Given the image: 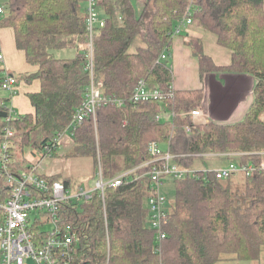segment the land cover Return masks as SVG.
Instances as JSON below:
<instances>
[{"label": "trees", "instance_id": "16d2710c", "mask_svg": "<svg viewBox=\"0 0 264 264\" xmlns=\"http://www.w3.org/2000/svg\"><path fill=\"white\" fill-rule=\"evenodd\" d=\"M100 5L105 22L93 37L95 76L103 82L104 95H115L124 103L99 106L95 121L84 119L71 135L70 155L90 157L93 178L98 163L110 178L150 160V141L166 144L182 167L201 165L195 155L199 153L264 150V0H101ZM187 10L230 51V64L217 67L194 43L201 73H243L255 80L253 101L238 122L193 124L189 116L179 115L200 105L201 90H173L163 101L129 100L139 79L163 91L171 86L172 68L159 55L169 50L170 34ZM85 16V0H7L0 27L13 29L16 47L37 67L21 77L40 82L39 91L28 94L34 113L18 114L11 122L5 121L9 98L0 88V147L4 128L10 126L14 134L8 170L13 174L29 168L27 150H40L65 131L84 99L89 82ZM66 48L75 49V55L53 53ZM170 112L175 115L158 118ZM148 169L141 167L136 173ZM46 178L71 188L69 177ZM235 179L237 185L232 183ZM173 184L174 199L160 241L148 223L149 175L108 187L105 211L98 192L87 200L62 203L60 226L71 227L75 237L56 264H216L259 258L264 251V172L225 181L211 174L206 180L174 178ZM9 190L0 166V202ZM37 192L38 197L47 196ZM37 225H32L35 232ZM37 232L47 235L45 230Z\"/></svg>", "mask_w": 264, "mask_h": 264}, {"label": "built area", "instance_id": "2783aa9c", "mask_svg": "<svg viewBox=\"0 0 264 264\" xmlns=\"http://www.w3.org/2000/svg\"><path fill=\"white\" fill-rule=\"evenodd\" d=\"M101 0H85V24L86 40L83 44L86 53L85 69L88 72L89 82L86 87L83 101L75 109L72 119L68 123L64 132L70 136L76 126L88 117L93 121L96 119V110L99 106L112 104L121 107L124 103L122 98L115 95H104L102 93L103 82L97 80L94 71L93 37L104 25L105 16L100 5ZM189 8V7H188ZM102 12L103 14L101 15ZM4 13L0 7V16ZM193 21L187 10L174 26L170 36L171 39L181 34ZM168 49H163L159 55V60L167 57ZM4 60V55L0 50V64ZM17 78L13 75H5L0 82V88L14 93L17 89ZM172 85L167 91L158 87H150L144 79H139L129 96L133 103L159 100L163 101L173 96ZM8 107L6 122H11L17 118L18 114ZM164 114V113H163ZM174 112L168 113V117L174 116ZM181 116H189L193 124L207 123L210 116L204 113L201 107L197 106L187 112H180ZM163 115H158L162 118ZM264 118V114H263ZM189 131L190 127L187 126ZM58 133L49 145H44L42 149L33 150L35 160L30 163L29 168L21 170L18 174H13L8 170L10 164L9 148L12 146L11 137L14 130L10 126H5L3 140L1 143L0 166L10 190L7 198L0 202V264H56L58 256L70 251V246L75 237L74 231L69 226H60V207L64 202L70 200L83 201L90 199L94 192H98L102 197V207L105 211V190L108 187H117L131 179H137L142 175H149L151 179L150 194L146 198V205L149 211V226L154 230L157 241L165 237L163 225L169 219L167 200L161 192L162 180L165 177L171 178H202L206 180L208 175L215 179L225 181L238 174L250 175L264 172V150L260 151H223L207 152L195 154L198 157L199 166L182 167L175 161L166 144L157 141L148 143V152L151 156L135 168L124 170L116 176L105 178L98 163L93 183L89 187L77 186L74 189L68 188L62 181H49L42 173L41 160L51 156L57 150L59 138L62 133ZM161 145H164L162 147ZM149 166L143 174H137V169ZM37 191L47 193V196L38 197ZM35 213L33 221L31 214ZM51 224L52 229L47 231V235L40 236L38 230H43L45 224ZM33 224H38V230L32 229ZM159 251V248H156Z\"/></svg>", "mask_w": 264, "mask_h": 264}, {"label": "crops", "instance_id": "0c3cea01", "mask_svg": "<svg viewBox=\"0 0 264 264\" xmlns=\"http://www.w3.org/2000/svg\"><path fill=\"white\" fill-rule=\"evenodd\" d=\"M194 43L215 66L222 67L230 64V51L217 43L215 34L205 30L194 20L182 30L181 34L171 39L167 52L165 60L172 68L173 89L201 90L202 98L199 107L210 116V120L219 123H234L242 120L253 101L254 78L249 74L233 72L201 73ZM0 50L4 55V60L0 64L2 77L13 75L18 80L14 93L2 91L3 95L9 98L6 102L7 106H10L17 114L34 113L28 94L38 92L40 82L37 79L28 82L21 76L33 73L37 67L29 64L24 52L16 47L14 32L10 27H0ZM162 115V118L168 117V113ZM56 155L57 150L51 156ZM24 156L30 162L35 160L33 151L27 150ZM42 173L46 176L69 177L54 168L47 170L42 167ZM82 186L89 187L91 183Z\"/></svg>", "mask_w": 264, "mask_h": 264}, {"label": "rangeland", "instance_id": "374dc122", "mask_svg": "<svg viewBox=\"0 0 264 264\" xmlns=\"http://www.w3.org/2000/svg\"><path fill=\"white\" fill-rule=\"evenodd\" d=\"M5 6H7V0H0V7L5 11ZM101 15L103 14L100 12ZM54 55L56 57H64L69 58L75 55V49L73 48H66L61 50H54ZM169 63V62H168ZM73 140L72 137L68 132H64L61 134L59 138V144L57 147V155L56 156H47L41 160L42 167L47 170L55 169L56 171L62 173L63 175H68L71 179L72 189L86 184V183H93L92 172L94 169L93 160L90 157H73L70 155L72 150ZM164 147L163 145H161ZM30 150V149H29ZM33 151V150H30ZM38 151V150H35ZM197 165L198 162H195ZM237 176V175H236ZM235 176V177H236ZM233 185H237L239 182L237 179L232 182ZM237 183V184H235ZM241 183V182H240ZM161 192L165 196L167 200V205L169 206L173 199L175 188L173 184V178L165 177L162 180L161 185ZM36 214H31V220L33 221ZM43 230L49 231L52 229L51 224H45L42 227ZM216 264H264V251L260 254L258 259L255 260H230V261H218Z\"/></svg>", "mask_w": 264, "mask_h": 264}, {"label": "bare ground", "instance_id": "6f19581e", "mask_svg": "<svg viewBox=\"0 0 264 264\" xmlns=\"http://www.w3.org/2000/svg\"><path fill=\"white\" fill-rule=\"evenodd\" d=\"M245 6V5H244ZM243 7V6H242ZM256 89V88H255Z\"/></svg>", "mask_w": 264, "mask_h": 264}]
</instances>
